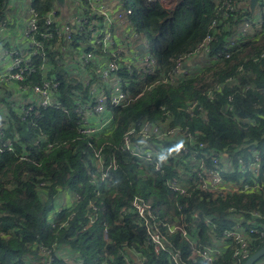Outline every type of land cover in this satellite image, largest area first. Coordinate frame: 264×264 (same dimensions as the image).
<instances>
[{"label":"trees","instance_id":"trees-1","mask_svg":"<svg viewBox=\"0 0 264 264\" xmlns=\"http://www.w3.org/2000/svg\"><path fill=\"white\" fill-rule=\"evenodd\" d=\"M21 1L0 0V21H7ZM223 1L174 0L173 7L167 8L160 0H131L129 18L138 31L149 36L155 65L147 77L139 79L142 72L134 66L130 74L121 58L124 86L129 84L126 88L133 94L142 93L126 106H111L113 129L100 133L78 132L74 96L84 100L89 88L69 82L72 78L59 63L60 54L51 49L55 43L46 50L45 59L35 57L38 70L27 81L40 83L44 75L54 76L60 82L61 108H39L36 114L16 107L3 113L6 122L0 145L10 140L12 147L0 151V264H41V247L52 251L49 264H206L192 252L213 246L223 230L235 224H264V4L257 0L252 9L249 0H238L232 12L224 9ZM32 6L37 11L36 36L44 29L43 19L50 9L57 6L58 18H64V5L57 0H33ZM245 22H251L252 28L242 34ZM208 33L213 36L211 59L186 58ZM73 35L74 47L77 39H86L80 33ZM233 38L232 47L224 48ZM213 52H222V56L214 58ZM178 59L192 69L190 77L165 81ZM42 66H49L46 74L41 73ZM5 98L0 96V106H7ZM142 119L167 120V127H181L167 139L151 141L152 150L168 154L158 170L153 162L140 161L120 148L128 127ZM182 142L188 151L174 153V146ZM195 147L219 154L222 162L223 156H229L234 163L238 156L247 158L249 148H257L261 189L223 196L192 187L185 192L172 190L169 180L184 181L193 172L196 161L191 151ZM98 151L102 167L94 158ZM104 172L108 180L100 178ZM225 175L235 179L236 173ZM66 187L74 190L75 204L60 208L50 220L54 196ZM135 197L149 204L162 232L166 223L178 217L187 222V236L179 230L166 233L169 249L178 251V262L168 251L156 252L147 243L144 220L132 206ZM253 213L260 217L254 218ZM58 245L77 252L72 263L56 257ZM263 245L264 238L253 235L250 254ZM233 248L228 242L211 264H238ZM260 259L264 264V256Z\"/></svg>","mask_w":264,"mask_h":264},{"label":"built area","instance_id":"built-area-1","mask_svg":"<svg viewBox=\"0 0 264 264\" xmlns=\"http://www.w3.org/2000/svg\"><path fill=\"white\" fill-rule=\"evenodd\" d=\"M69 1L75 8L71 12L72 16L64 17V21H61L57 15L58 9L56 7L50 9L43 19L44 29L39 32V36H36L39 29L37 11L32 6L33 0H28L26 15L22 24V32L28 38L29 44L26 47L11 45L1 48V56L8 61V65L0 71V84L3 82H16L22 92H27L34 96V98L25 100L18 106L25 113L31 110L37 114L39 108H46L48 106L61 108L58 101L60 93L57 90L59 81L54 76L51 75V78H48L44 75L40 83H30L27 79L38 70L35 62L36 56L45 59L46 50L51 48L52 43H55L58 47L60 56L66 55L65 53L73 47V34L80 33V35L89 41L82 44L83 48L78 55L79 62L81 63L79 67L81 70H85L86 64L90 62L96 63L97 67H95L94 73L92 76L88 74L84 81L86 84L90 82V87L98 86V88L91 89L90 92L88 90L89 95L84 100H80L79 95L75 94V112L78 132L83 135H93L102 132L110 126V121L113 120L110 112L111 106H126L135 97L130 96L129 93L131 92L124 86L123 78L120 75L119 61L121 60V49L123 50V54H125L127 51L130 52L131 46L137 39L142 41V54L133 55L130 59L123 60L130 74L133 72L132 67L134 66L142 72L141 77H139L141 79L147 77L155 65V60L151 52L152 43L149 42L147 35L137 30L135 23L129 18V15L132 13V7H128L123 0H116L121 7L119 8L120 11L116 13V20L106 11L102 0ZM259 3L264 4V0H260ZM236 5H238V0L223 1V6L226 11L233 12L236 9ZM227 15L226 12L223 13V16L226 17ZM122 23H126L128 28L124 31L121 42H117L114 38V33H116L114 27ZM212 24H216L215 20ZM251 28L252 23L245 22L240 29V33L246 34ZM212 38L213 36L210 33L202 37L195 48L186 54V58L202 57L206 60L211 59L209 54ZM235 40V38L231 39L230 44L225 45L224 48L230 49ZM96 50L108 56L100 57L99 55H95L94 51ZM213 53H215L213 55L214 58L222 56V52ZM183 62V59L177 60L175 68L170 74L175 79L171 81L176 80V77L181 72L184 74L186 67ZM49 69V66H44L43 72L46 73ZM187 69L191 71V68ZM70 72L71 70L69 71L71 78L80 80L76 76V73ZM106 90H108V93H106ZM193 107L192 102L190 109ZM5 122L6 115H0V134L1 127L5 126ZM167 122L165 120V122L152 123L147 119H142L130 125L124 134L120 148L128 151L133 156L143 159L146 163L153 162L154 169L158 170L159 164L166 162L168 154L165 152L155 153L151 149V141L167 139L177 134V131L181 129L179 126L167 127L165 125ZM185 136L191 139L188 133ZM136 138H138V141L134 140ZM7 141L2 146L0 145V151L6 148L4 146H7L8 143L12 147V141ZM198 147L202 148L203 144L199 143ZM187 151L188 146L184 142L174 146V153L176 154ZM174 153L169 156L174 155ZM191 155L192 159L196 161L193 172L185 175L184 181H178L176 178L169 180L167 185L172 190L185 192L188 188L192 187L204 192L213 193L214 195L223 196L229 192L261 189V185L257 179L261 169V158L257 148H249L248 157L238 156L235 158V163L231 157L226 156V164L221 161L220 155L213 151H197L195 147L191 151ZM206 159L208 162H206ZM98 164L102 167V161ZM227 173H236L237 175L236 182L231 184V186L227 185L229 182L225 175ZM100 178L102 180L109 179L106 172L102 173ZM132 206L144 220L147 232V243L151 244L156 252L160 250L168 251L172 258L178 262V251L169 249L166 233L179 230L183 236H187V222L184 218L178 217L175 221L166 223V228L162 232L157 226L160 222H156L148 203L135 197L132 201ZM253 217L259 218L260 214L253 213ZM89 221H93L92 216L89 217ZM253 235H256L257 238H264V224L259 227H246L241 224H235L231 228L223 230L220 241H224L226 244L228 242L233 243V258L236 263L241 264L250 255V238ZM216 246L217 244H214L211 247L194 250L192 256L199 255L206 264H211L221 251ZM38 256L41 264H49L52 259V251L50 248L41 247ZM254 264H262V259L254 262Z\"/></svg>","mask_w":264,"mask_h":264},{"label":"crops","instance_id":"crops-1","mask_svg":"<svg viewBox=\"0 0 264 264\" xmlns=\"http://www.w3.org/2000/svg\"><path fill=\"white\" fill-rule=\"evenodd\" d=\"M21 4L14 10L11 17L7 19V21L2 22L0 21V51L2 47H9L11 45H17L21 47H26L29 44L28 38L24 36L22 32V24L23 19L26 15V6L28 5V0H22L20 2ZM102 4L104 5L106 11L110 14V16L116 20V13L120 11L119 8H121L116 0H102ZM243 4V3H242ZM56 9H59L57 6H55ZM74 6L71 4L69 0H66L64 3V11L61 12L63 17H69L72 16V11L74 10ZM261 13V12H258ZM257 13V14H258ZM61 21H64L62 19ZM128 28V25L126 23L117 24L114 27V30L116 33H114V38L117 42H121L122 36L124 31H126ZM85 38V37H84ZM121 38V39H120ZM89 40L86 38L84 41L77 39L75 47L73 46L71 50L66 52L64 56H60L61 61L59 62L62 66H64L66 71L71 70V72L76 73V76L79 77L82 81L84 86L90 85V82L88 85L85 83V78L80 76L81 69L79 68V52L83 48V43H87ZM51 49H55L56 52H59V49L57 46L53 47ZM50 49H47V51ZM143 52V46L142 41L137 39L134 44L130 48V52L127 51L125 54H123V50L121 49L120 58L130 59L133 55H139ZM95 55H99L100 57H107V54L101 53L99 50L94 51ZM133 54V55H132ZM202 58V57H201ZM194 60L197 59V57L192 58ZM204 58H202L203 60ZM48 62V61H47ZM90 64H93V66H90ZM90 64L85 65V72L90 71L89 74H93L95 70V64L92 62ZM8 65V61L6 59H3L0 53V71L5 69ZM44 66L41 67V73L43 72ZM40 69V68H39ZM70 72V73H71ZM46 74V73H45ZM69 75V74H68ZM70 76V75H69ZM0 96H5V102L7 106L2 104L0 106V115H3V113L6 114V112H9L11 110H16V107L20 106L22 102L25 100H29L34 98L32 94H28L27 92H22L19 88L16 82H3L0 84ZM223 163H227L226 157L223 156ZM99 165V164H98ZM235 179H228L229 182L227 183L228 186H231V184L235 183L237 180V175L235 176ZM74 190L66 187V188H60L53 200V210L50 212L49 219H53L55 216V213L60 208H71L75 204V197H74ZM197 241V238H195ZM216 248L219 250L224 249L226 243L224 241H218ZM54 254L56 257L61 259H68L67 261L69 263H72L71 261L77 257V252L74 249H71L67 245H58V247L54 248Z\"/></svg>","mask_w":264,"mask_h":264},{"label":"rangeland","instance_id":"rangeland-1","mask_svg":"<svg viewBox=\"0 0 264 264\" xmlns=\"http://www.w3.org/2000/svg\"><path fill=\"white\" fill-rule=\"evenodd\" d=\"M124 2H125V4L126 5H128V7H132V2H131V0H123ZM161 1V3H162V5L163 6H165V7H167V8H171V7H173V5H174V0H160ZM147 38H148V40H149V42H151V40H150V38H149V36H147ZM79 65H81V63L79 64ZM80 68V67H79ZM175 68V65L173 66V68H172V70ZM185 69V68H184ZM191 71H192V69H191ZM191 71H189L188 69H187V67H186V69H185V71H184V74H182V72L180 73V75H178L177 77H176V80H174V81H171V80H173V79H175L174 77H172V76H168L167 78H165V81L167 80L168 82H176V81H178L180 78H183V77H185V78H188V77H190V75H191ZM90 73V71H88V72H85V70L84 69H82L81 70V72H80V76H82L83 78H86V76L88 75ZM186 73H189V74H186ZM171 74V73H170ZM90 76H92V74H89ZM76 82H75V81ZM73 84H75V83H77V84H82V86L83 87H85L84 86V84H83V81L80 79V80H77V79H74L73 77H72V81H71ZM59 85H60V82H59ZM59 85H58V87H59ZM126 86H129V84L128 85H126ZM125 86V87H126ZM90 87V86H89ZM95 88H98V86H91L90 88H89V92H90V90L91 89H95ZM57 90H58V88H57ZM131 92V91H130ZM106 93H108V90H106ZM141 93H142V91L141 92H139V93H137V94H133V93H129L130 94V96L131 97H133V96H135L134 98H133V100H135V99H137L140 95H141ZM3 116V115H2ZM112 126H113V120H111L110 121V126L108 127V128H112ZM4 128V126H2L1 127V129H3ZM2 134V133H1ZM1 134H0V136H1ZM4 147H6V149H10L11 148V146H10V144L8 143L7 144V146H4ZM157 152V151H156ZM155 152V153H156ZM97 155V156H96ZM95 156H94V158H95V161L97 162V163H100L102 160H103V157H102V153H101V151H98L97 152V154H96ZM139 160L140 161H142V159L141 158H139ZM146 163V162H145ZM106 187H109V185L108 186H106ZM147 203V202H146ZM158 221V220H157ZM68 260V259H67Z\"/></svg>","mask_w":264,"mask_h":264},{"label":"water","instance_id":"water-1","mask_svg":"<svg viewBox=\"0 0 264 264\" xmlns=\"http://www.w3.org/2000/svg\"><path fill=\"white\" fill-rule=\"evenodd\" d=\"M58 4L64 5L65 0H57ZM250 7L252 9L255 8L257 0H249ZM262 256H264V245L260 247L258 250L251 253L243 262L242 264H254V262L258 261Z\"/></svg>","mask_w":264,"mask_h":264},{"label":"bare ground","instance_id":"bare-ground-1","mask_svg":"<svg viewBox=\"0 0 264 264\" xmlns=\"http://www.w3.org/2000/svg\"><path fill=\"white\" fill-rule=\"evenodd\" d=\"M242 2V1H241ZM128 6V5H127ZM254 14V13H253ZM258 15V14H257ZM264 15V14H263ZM253 16V15H252ZM121 39V38H120ZM133 55V54H132ZM122 63V62H121ZM134 69V68H133ZM136 71V70H135ZM125 72V71H124ZM134 74V73H133ZM136 80V79H135ZM116 116V115H115ZM113 129V128H112Z\"/></svg>","mask_w":264,"mask_h":264}]
</instances>
